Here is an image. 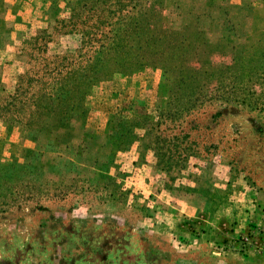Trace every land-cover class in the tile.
Here are the masks:
<instances>
[{"label":"rangeland","instance_id":"374dc122","mask_svg":"<svg viewBox=\"0 0 264 264\" xmlns=\"http://www.w3.org/2000/svg\"><path fill=\"white\" fill-rule=\"evenodd\" d=\"M257 22L264 0H0V264H264V58L206 91L102 48L119 24L243 45ZM41 88L75 111L30 115Z\"/></svg>","mask_w":264,"mask_h":264},{"label":"trees","instance_id":"16d2710c","mask_svg":"<svg viewBox=\"0 0 264 264\" xmlns=\"http://www.w3.org/2000/svg\"><path fill=\"white\" fill-rule=\"evenodd\" d=\"M123 25L119 24L116 29L110 28L108 31L110 34L107 39L108 42L102 46L103 49H107V54L120 49L124 53L126 52L124 60H128L129 64L126 68H122L121 71L127 72L128 70L132 72L144 69L148 65H160L163 70V84L174 85L177 82L168 80L166 74L168 75L170 72L172 74L176 68H180L183 71L181 73H184L185 76H180L178 81L179 89L194 84L198 76L199 83L197 85H200L204 90H221L222 82L218 76L219 73L238 65L247 68L249 60L254 57L264 58V47L262 48L264 28H259V22H257L255 34L243 45H232L226 40L221 41L217 45H210L196 31L190 29L172 31L162 23H159V27L157 26V37L139 38V28H134L132 31L135 33L133 34L136 42L133 44L129 40L130 36L125 35ZM42 46L45 48L46 43H43ZM175 57L183 59L180 65L173 64L171 61ZM212 57H216L215 60ZM245 59L246 62H244ZM208 79L211 80L209 83H213V85H206ZM26 81L30 83L33 79L30 77ZM180 85L183 87H180ZM49 89L45 91L44 88H41L40 91L24 97L26 106H30L27 111L30 115H54V112L57 113V111L61 110L59 113L60 117H64L69 111H75V104L68 105L64 103L66 99L64 98L65 93L62 91L58 93L52 92V88ZM21 94H23L22 90L17 88L10 101L15 100ZM219 97L223 100L225 99L220 95ZM112 120L113 123L116 121L115 119ZM25 124H22V126ZM17 125L19 124L17 123ZM115 130L118 131L117 126H115ZM31 135L30 133L26 134L30 139L33 138ZM27 152L31 153L29 150Z\"/></svg>","mask_w":264,"mask_h":264}]
</instances>
